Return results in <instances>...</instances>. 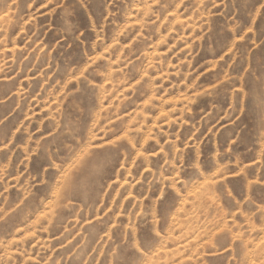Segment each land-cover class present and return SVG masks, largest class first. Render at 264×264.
Segmentation results:
<instances>
[{"label": "rangeland", "instance_id": "rangeland-1", "mask_svg": "<svg viewBox=\"0 0 264 264\" xmlns=\"http://www.w3.org/2000/svg\"><path fill=\"white\" fill-rule=\"evenodd\" d=\"M0 264H264V0H0Z\"/></svg>", "mask_w": 264, "mask_h": 264}]
</instances>
